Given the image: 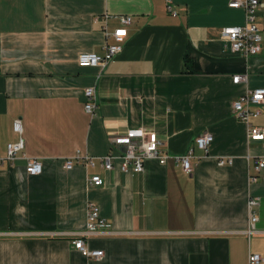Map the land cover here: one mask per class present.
<instances>
[{
	"label": "crops",
	"instance_id": "1",
	"mask_svg": "<svg viewBox=\"0 0 264 264\" xmlns=\"http://www.w3.org/2000/svg\"><path fill=\"white\" fill-rule=\"evenodd\" d=\"M256 22L259 52L232 51L221 29L242 24L228 0H0V155L21 135L12 162L0 161V264H248L264 257V137L249 139L232 100L264 87V0ZM130 15L122 49L104 66H81L80 52L102 53L105 30ZM188 59V64L185 60ZM247 81L233 82L235 73ZM94 85L97 108L84 109ZM19 119L21 133L12 123ZM252 122L264 132V103ZM144 127L161 139L164 163L142 171L62 166L77 149L97 156L123 145L112 136ZM209 132L207 150L196 135ZM193 148L186 173L171 156ZM232 156L220 165L218 156ZM27 157L42 162L26 171ZM98 173L100 185L89 177ZM251 176H255L254 179ZM257 198L255 231L245 232L247 199ZM89 201L110 226L85 236L103 257L71 242L84 229ZM256 264H264L263 262Z\"/></svg>",
	"mask_w": 264,
	"mask_h": 264
},
{
	"label": "built area",
	"instance_id": "2",
	"mask_svg": "<svg viewBox=\"0 0 264 264\" xmlns=\"http://www.w3.org/2000/svg\"><path fill=\"white\" fill-rule=\"evenodd\" d=\"M166 7L169 11L172 9V0H165ZM263 5L261 0H228V6L242 8L245 11V21L242 24L227 25L221 29L222 36L228 41L229 48L243 56L255 54L261 49V29L256 22V13L259 7ZM119 25L112 32L105 30L107 41L103 46L102 53L93 51L80 52L77 62L81 66L98 65L104 66L117 52L122 49V43L126 35V25L132 20L130 15H120ZM247 73H235L232 75L233 82L247 81ZM84 109L93 114L97 108V96L94 85L84 88ZM264 103V87H255L244 91L236 96L231 102V108L234 116L243 121L247 125V133L249 139H262L264 132L262 127L252 122V119L261 113V106ZM13 130L21 133V123L19 119H15L12 123ZM213 136L209 132H202L195 136L194 141L197 146L203 150H207ZM111 145H123V148L117 153L108 150L102 155H89L77 149L72 155L64 157L62 166L70 169L76 164L83 166H94L97 162L104 169H110L113 166L115 158L120 159L121 170L131 169L133 171H142L143 162L147 158H156L158 162L164 163L167 154L162 153L159 145L161 139L153 130L144 127H133L127 129L124 134L112 136ZM24 147V140L20 135L16 141L6 143L5 154L0 155V161L12 162L17 153ZM175 161L179 162L182 169L189 173L192 170L191 157L193 156V148L189 146L183 153L171 155ZM233 157L218 156L217 163L220 165L231 164ZM264 167V156H260L256 160L255 169L259 170ZM26 171L30 174L39 173L42 169V162L37 157H27L25 164ZM252 179L255 176H251ZM91 184L100 185L102 177L98 173H94L89 177ZM258 205L257 198L250 196L247 199V210L249 214L247 227L245 232L255 231V222L258 219L256 207ZM110 226L109 221L100 215L99 206L92 201L87 203L86 207V223L83 230L72 235L71 242L81 255L88 259H100L103 257V251L100 248H90L85 239L86 235L96 233L107 229ZM248 264H256L263 262L264 257L256 253H248Z\"/></svg>",
	"mask_w": 264,
	"mask_h": 264
},
{
	"label": "trees",
	"instance_id": "3",
	"mask_svg": "<svg viewBox=\"0 0 264 264\" xmlns=\"http://www.w3.org/2000/svg\"><path fill=\"white\" fill-rule=\"evenodd\" d=\"M185 62L188 64V59H186Z\"/></svg>",
	"mask_w": 264,
	"mask_h": 264
}]
</instances>
